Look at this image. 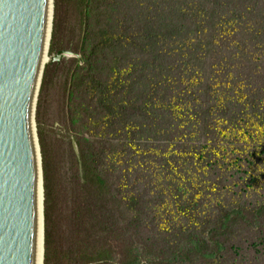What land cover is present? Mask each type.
Masks as SVG:
<instances>
[{
    "label": "trees",
    "instance_id": "1",
    "mask_svg": "<svg viewBox=\"0 0 264 264\" xmlns=\"http://www.w3.org/2000/svg\"><path fill=\"white\" fill-rule=\"evenodd\" d=\"M231 1L80 0L76 27L64 35L81 59L64 62L58 72L80 100L63 113L72 127L66 136V234L57 264H246L238 252L247 242L264 253V198L252 206L243 191L251 180H242L240 202H217L218 212L203 216L197 192L164 183L196 160L180 146L188 135L184 124L200 126L214 147L231 129L251 122L264 129V85L251 86L264 83V0H236L244 9ZM242 34L261 41L247 48ZM74 107L73 115L68 110ZM41 139L44 264H50ZM205 189L206 196L216 195Z\"/></svg>",
    "mask_w": 264,
    "mask_h": 264
},
{
    "label": "water",
    "instance_id": "2",
    "mask_svg": "<svg viewBox=\"0 0 264 264\" xmlns=\"http://www.w3.org/2000/svg\"><path fill=\"white\" fill-rule=\"evenodd\" d=\"M54 0H0V264L45 263V206L36 110ZM42 235V238H41Z\"/></svg>",
    "mask_w": 264,
    "mask_h": 264
},
{
    "label": "rangeland",
    "instance_id": "3",
    "mask_svg": "<svg viewBox=\"0 0 264 264\" xmlns=\"http://www.w3.org/2000/svg\"><path fill=\"white\" fill-rule=\"evenodd\" d=\"M55 2L58 3L57 9L55 8ZM228 3L231 7L244 9L243 3H239L236 0ZM80 5V0H54L53 27L55 16H58V29L56 30L54 45L52 44L51 36L49 56L62 51H70L78 55L79 58L63 59L60 63H50L46 65V67L48 65H51V67L47 72L42 94L40 89L36 110L38 138H42L41 140L45 145L47 153L46 179L48 180L49 191L52 249V260L50 264H57L59 240L61 237L65 238L66 234L65 218L66 207L68 206L66 195L68 179V143L66 136L67 132L72 127V120L70 118L65 119L63 113L65 114L68 107L73 105H71L70 102L80 100L78 91L75 88H73V90L70 86L65 88L64 74L60 75L58 72L60 65L64 62H69L73 59H81V56L73 52V49L67 48L64 35L67 34L69 30L71 31L76 27ZM53 31L54 29L52 28V33ZM241 36L245 43H247V48H251V46L261 41V39H255L249 35L242 34ZM51 45L53 46L51 47ZM260 64H264V61H260ZM236 73L239 75V72L236 71ZM57 75L59 76L57 77ZM237 77L230 82V85L237 82ZM219 83V78H215V84ZM255 83L261 86L264 85L263 82L257 81L252 83L251 86H254ZM72 91L74 93H72ZM74 109L75 107L68 111L73 114L72 110ZM80 117L81 109L79 111L77 108L75 120H78ZM184 129L188 131V135L185 141H183V138H180V146H186V150H188L190 154H194L196 160L194 158L193 161H190L192 163L189 162L185 171L179 173L178 178H171L169 183L164 182L167 188L177 186L186 194L197 192V200L199 198L204 200V204L199 209V214L202 216L205 214L215 215L218 212L216 206L217 202L233 205L241 201L244 195L242 197L241 194L243 193H238L242 192L239 186H243L241 184H243L246 178L252 182L247 189L244 187V189L242 188L245 192V198H249L252 206L260 203L264 198V129L261 124L258 125L251 122L247 128L240 127L220 134L219 137H217L218 142H216L217 145L215 147L213 143L209 141L208 137L204 134V130L200 126L197 127L184 124ZM115 144H117V142H115ZM73 145L77 156L80 158L79 147L75 141ZM199 148H203V151H198ZM70 154L72 153L70 152ZM243 155L252 163L248 164L249 162L246 161V158L241 159ZM185 156L186 155H181V157ZM73 161L74 168L77 171L75 159H73ZM203 189H208V191L210 190L212 194L214 192L216 195L206 196L207 192L202 191ZM43 204L45 206L46 215L45 191ZM124 210H126L125 207ZM238 253L246 264H264V253L261 252V248L258 245L252 244V242H247L245 247Z\"/></svg>",
    "mask_w": 264,
    "mask_h": 264
},
{
    "label": "bare ground",
    "instance_id": "4",
    "mask_svg": "<svg viewBox=\"0 0 264 264\" xmlns=\"http://www.w3.org/2000/svg\"><path fill=\"white\" fill-rule=\"evenodd\" d=\"M41 238H42V235H41ZM42 254H43V252H42V249H41V251H40V264H42Z\"/></svg>",
    "mask_w": 264,
    "mask_h": 264
}]
</instances>
